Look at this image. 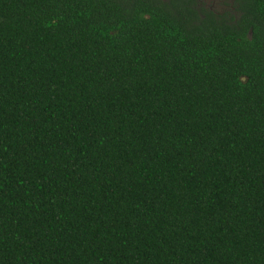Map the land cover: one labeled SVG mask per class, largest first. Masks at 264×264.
I'll return each mask as SVG.
<instances>
[{"label": "trees", "instance_id": "16d2710c", "mask_svg": "<svg viewBox=\"0 0 264 264\" xmlns=\"http://www.w3.org/2000/svg\"><path fill=\"white\" fill-rule=\"evenodd\" d=\"M0 264H264V0H0Z\"/></svg>", "mask_w": 264, "mask_h": 264}, {"label": "rangeland", "instance_id": "374dc122", "mask_svg": "<svg viewBox=\"0 0 264 264\" xmlns=\"http://www.w3.org/2000/svg\"><path fill=\"white\" fill-rule=\"evenodd\" d=\"M200 1L207 6L213 7L214 9L223 10L228 7V3L231 0H200Z\"/></svg>", "mask_w": 264, "mask_h": 264}, {"label": "flooded vegetation", "instance_id": "af4514ba", "mask_svg": "<svg viewBox=\"0 0 264 264\" xmlns=\"http://www.w3.org/2000/svg\"><path fill=\"white\" fill-rule=\"evenodd\" d=\"M211 7V6H210ZM211 8H213V7H211ZM214 9V8H213Z\"/></svg>", "mask_w": 264, "mask_h": 264}]
</instances>
